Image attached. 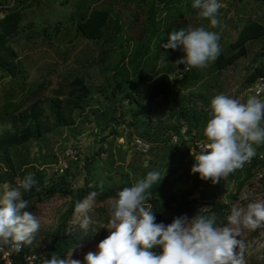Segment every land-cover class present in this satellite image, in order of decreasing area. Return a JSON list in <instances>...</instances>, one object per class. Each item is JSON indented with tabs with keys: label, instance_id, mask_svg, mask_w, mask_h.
Returning <instances> with one entry per match:
<instances>
[{
	"label": "trees",
	"instance_id": "trees-1",
	"mask_svg": "<svg viewBox=\"0 0 264 264\" xmlns=\"http://www.w3.org/2000/svg\"><path fill=\"white\" fill-rule=\"evenodd\" d=\"M0 1L9 3V0ZM72 1L20 0L9 7L0 20V126L9 125L0 134V186L16 187L27 174H34L37 184L29 192L21 190L22 198L29 202L26 210L32 213L38 204L52 198L70 199L57 228L45 233L40 245L22 246V250L13 255V264H25V253L38 252L43 247L50 259L53 254L60 258L68 256L77 245H98L107 237L106 231L88 229L84 232L80 226H75V204L90 192L99 191L101 185L104 191L96 201L115 199L120 190L134 185L152 171L163 175L149 189L148 203L156 223L169 225L182 215L190 220L200 212L215 213L219 221L226 224L225 218L233 203L263 166L259 156L264 155V143L253 145L256 155L231 176L237 183L227 201L218 198V187L223 180L216 184L201 180L199 173L191 175L190 168L185 166L193 158L191 145L193 147L196 141L207 142L204 128L210 119V102L217 95L212 96V93L219 86V75L250 55L253 70L246 76L248 88L264 76V24L248 19L236 40L224 44L225 51L220 49L210 67L186 71L184 65L176 62L183 56L176 58L174 50H165L161 44L168 42L170 32L190 27L189 17L197 11L192 8L193 0H124L133 3L131 7L135 12L128 26L107 4L108 0ZM186 1L190 5H186ZM67 8L70 16L58 14ZM53 17L56 20L51 19ZM68 19L72 34L64 31ZM136 25L138 37L130 36ZM124 31L128 33L127 39H124ZM78 38L91 41L97 47L95 61L104 82L93 84L86 72L92 61L86 55L82 60L84 68L72 78L68 76L60 81L55 96L43 99V91L53 85L52 71L30 85L28 59L22 54L40 39L45 47L57 45L59 49L65 43L60 50L66 61L69 51L73 50L70 45ZM258 40L263 41V45L252 52L251 45ZM89 128L91 134L97 136L99 148L84 158L83 166L80 161L84 151L70 162L66 172L55 173L46 167L59 161L55 154L49 158L43 149L31 150V146L45 141L53 130L71 129V137L78 138ZM184 128L186 134L182 135ZM173 133L180 134L179 145L170 144ZM121 137L128 145L126 151L118 144ZM134 137L142 138L151 148L157 146L165 152L164 157L159 161L152 159L139 168L127 166L128 153L136 152ZM174 146L181 149L175 151ZM104 154L106 158H102ZM117 159L122 164L119 165ZM83 171L82 186L76 189L74 180ZM10 247L0 245V264H5L1 256Z\"/></svg>",
	"mask_w": 264,
	"mask_h": 264
},
{
	"label": "clouds",
	"instance_id": "clouds-1",
	"mask_svg": "<svg viewBox=\"0 0 264 264\" xmlns=\"http://www.w3.org/2000/svg\"><path fill=\"white\" fill-rule=\"evenodd\" d=\"M221 7L220 0L192 2V8L209 21L211 28L220 26ZM219 39L218 33L203 26H190L170 32L168 42L161 47L182 49L184 56L176 62L190 71L204 68L218 58ZM210 109V119L204 128L207 143L194 156L196 163L191 173H199L201 180L216 184L256 155L253 145L264 143V99L251 95L242 102L218 94L211 100ZM162 177L158 171L149 172L144 179L117 193L109 211L106 227L109 235L98 243L96 251L84 256V264H246V245L238 237L244 229L255 231L264 227V199L249 202L246 207L233 206L225 218L226 224L215 213L198 212L190 220L182 215L164 225L156 223L148 203L149 189ZM36 184L34 174L29 173L19 180L18 186L8 187L0 196V245L19 250L35 239L40 220L26 210L29 202L22 195ZM103 191L101 185L99 191L90 192L75 204L74 214L84 232L94 225L89 213ZM44 264H81V261L73 259L72 253L64 258L53 254Z\"/></svg>",
	"mask_w": 264,
	"mask_h": 264
},
{
	"label": "rangeland",
	"instance_id": "rangeland-1",
	"mask_svg": "<svg viewBox=\"0 0 264 264\" xmlns=\"http://www.w3.org/2000/svg\"><path fill=\"white\" fill-rule=\"evenodd\" d=\"M74 1V0H73ZM72 1V2H73ZM114 1V3H113ZM107 3L110 5L114 12L122 17L123 21L129 25L131 19V15L133 12V6L132 4H128L124 0H108ZM190 5L186 1V5ZM104 5V3H102ZM109 6V7H110ZM130 7V8H129ZM71 8V6L69 7ZM45 9L48 11V7H45ZM43 9V10H45ZM58 14H62V17L65 15L71 14V11H68L67 9L60 10ZM113 17V14H112ZM256 19L260 21L262 24H264V2H258L255 0H226L224 7L219 10V16L218 19L220 20V26L216 28H211L210 23L207 19H203L199 17L198 10L192 13L191 17H189L190 20V26L200 27L203 26L208 30L214 31L219 34V45L220 49H224V44L226 42H233L236 40L239 30L242 28L243 24L248 19ZM53 20H56L51 18ZM64 20V19H63ZM71 20H65V29L69 34L73 33V27L70 26L69 22ZM222 24V26H221ZM138 27L137 25L135 28L133 27V31L130 36L138 37L137 34ZM124 39H127L128 33L126 31L123 32ZM130 38H128L129 40ZM158 39V38H157ZM156 39V40H157ZM263 41H255L252 43V52L258 51L260 47L263 45ZM57 45L53 47H45L42 45L40 39L36 40V42L31 44V48L24 51L22 56L26 60L28 59V62L26 63L28 67V71L30 74L29 82L30 85L39 81L41 79V76H44L47 72H51L52 74L50 76L51 80L53 81L52 88L46 89V91H43L42 98L49 99L53 96H55V91L59 87V82L63 81L66 77L72 78L75 74H77V71L84 68V65L82 63V60L85 59V56L87 55V58H90L92 62L90 67L86 69V72L92 77L93 84H101L104 82V78L101 76V74L98 72V66L97 61L95 59L98 56L97 47L95 44L91 41L84 40L81 38L76 39L75 43L70 45L71 48H73L72 51H69L68 59L64 61L62 58V50L63 46L65 47L66 44L63 43L61 45V48L59 49L56 47ZM225 51V49H224ZM228 52V50L226 51ZM176 55V58L184 56V53L182 49L178 48L174 50L173 52ZM163 56V53H162ZM171 58V61L174 62L175 59ZM161 61V59H160ZM252 56H248L247 58H243L239 60L235 65L231 66L230 68L226 69L225 72H222V74L219 75L217 78L218 81V88H214L215 90L212 93V96H215L216 94H226L232 98H236L243 101H246V99L251 96V94L248 91V86L245 82L246 76L249 74L251 70H253L252 64ZM211 62L208 63L205 69L210 67ZM160 65H162L160 63ZM89 66V64H88ZM41 81V80H40ZM220 83V84H219ZM260 99H264L263 97ZM50 123L51 120L49 121ZM9 128V125H2L0 126V134L3 133L4 130H7ZM71 129H62V130H53L51 133L48 134L47 138L43 142H39V144H34L31 146V150L33 152H37L38 150L43 149L42 151H46L47 155H49L51 158V154H55L57 156V161L63 157L64 151L70 146L75 145L76 143H82L84 146L82 158L80 161V166H83L84 158L87 156H90L93 152V150H97L98 143L96 141L95 135L91 134L90 128L87 129L81 136L78 138H73L70 135ZM118 144L122 145V150L126 151L128 150V145H126V140L124 137H121L118 139ZM125 144V145H124ZM191 145V144H190ZM106 147L108 148L109 145L107 144ZM156 148V149H152ZM150 151L147 154H140L136 152H129L126 157L125 164L128 166L131 165L134 168H139L142 166H146L149 164V162L154 160H161L162 157H164V151L157 149V146H152ZM175 151H179L181 149V146L175 147ZM113 150L115 153L116 147H113ZM190 153L193 155L194 149L191 145ZM167 154V152H166ZM108 155V154H107ZM179 155V152L177 153ZM102 158H106V154L103 155ZM117 163L120 165L122 164L120 161ZM56 161V162H57ZM55 164H49L46 167L49 168L52 171V165ZM117 164V165H118ZM124 164V163H123ZM194 165V160L192 158L188 160L186 163L187 168H190L189 174L194 175L196 173H191V168ZM128 170V169H127ZM83 173H80L76 179L74 180V188H79L82 186L83 183ZM236 175V172L230 174L226 179H223L222 183L219 185V199L223 201L228 200V196L235 192L236 183L237 181L232 179L231 176ZM8 188V185L0 186V196H2L3 191ZM264 199V184L256 182V180H252V182H249L242 190L241 194L238 196V199L235 200L233 203V206L236 207H246L249 202H254L256 200ZM114 199H110L104 202H97L95 203L93 209L89 213L91 216L94 225L90 226L89 229L99 230L101 231L104 229L106 231L107 236L109 235V230L106 228L109 222V211L111 203ZM70 199L68 198H60L55 197L52 198L45 203L38 204L36 207L34 215L37 216V218L40 220V229L36 233L35 239L33 240V247L38 246L42 242V238L45 233L51 232L55 230L60 222L61 215L67 211L69 206ZM232 206V207H233ZM74 225L79 227V217L75 215L74 217ZM242 239L246 245V253H245V261L246 264H264V227L259 228L255 231H249L247 229H244L242 231V234L238 239ZM78 249L79 254L81 258L84 260V256L89 251H96L97 245L95 246H87L84 247H75ZM88 250V251H86ZM81 251V252H80ZM71 255V254H70ZM72 258L75 259L74 254H72Z\"/></svg>",
	"mask_w": 264,
	"mask_h": 264
},
{
	"label": "built area",
	"instance_id": "built-area-1",
	"mask_svg": "<svg viewBox=\"0 0 264 264\" xmlns=\"http://www.w3.org/2000/svg\"><path fill=\"white\" fill-rule=\"evenodd\" d=\"M18 1L20 0H9L8 4H3L0 1V20L4 18L5 14L8 11L9 7L14 6ZM226 0H220V3L222 4L221 9L224 7ZM248 91L251 95H257L258 98L264 97V76L260 77L250 88H248ZM94 133L97 134L98 130L95 129ZM181 134H186V128L181 130ZM181 141L180 134L173 133L170 135V144L173 145H179ZM207 142L205 141H196L193 144V160L194 164L196 163L194 156L198 155L200 152L204 150V145ZM133 145L135 147V151L140 154H147L150 149L151 145L139 137L133 138ZM84 146L82 143H76L75 145H70L63 154V157L59 159L57 163H55L52 166V171L55 173H64L68 170L70 166V162L77 160L78 156L83 152ZM260 160L263 162V166L261 169L258 170L255 176V180L258 183L264 184V155L261 154L259 156ZM22 250V247L19 250H16L14 247H10L8 250H6L2 256L1 259L4 261L5 264H13V255L17 254ZM47 250L46 247H43L38 252H29L25 253L23 255V258L25 260V264H44V261L48 259L47 257Z\"/></svg>",
	"mask_w": 264,
	"mask_h": 264
},
{
	"label": "crops",
	"instance_id": "crops-1",
	"mask_svg": "<svg viewBox=\"0 0 264 264\" xmlns=\"http://www.w3.org/2000/svg\"><path fill=\"white\" fill-rule=\"evenodd\" d=\"M264 98V97H263ZM78 247H84L85 245H77ZM87 246H95V245H87ZM86 251H88V250H86ZM81 252V251H80ZM72 254H74V256H75V259H79L80 261H81V264H84V260L81 258V256H80V254H79V251H78V249H74L72 252H71ZM70 253V254H71ZM69 254V255H70ZM68 255V256H69Z\"/></svg>",
	"mask_w": 264,
	"mask_h": 264
}]
</instances>
